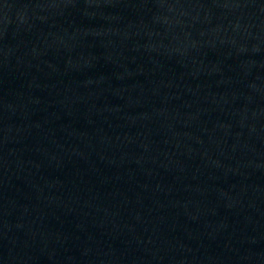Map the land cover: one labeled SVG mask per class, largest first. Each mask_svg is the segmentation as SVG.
I'll return each instance as SVG.
<instances>
[{
    "label": "water",
    "instance_id": "obj_1",
    "mask_svg": "<svg viewBox=\"0 0 264 264\" xmlns=\"http://www.w3.org/2000/svg\"><path fill=\"white\" fill-rule=\"evenodd\" d=\"M0 264H264V0H0Z\"/></svg>",
    "mask_w": 264,
    "mask_h": 264
}]
</instances>
